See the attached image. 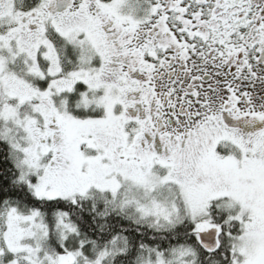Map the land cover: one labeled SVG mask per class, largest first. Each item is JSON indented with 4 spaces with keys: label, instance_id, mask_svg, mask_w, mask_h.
I'll return each instance as SVG.
<instances>
[{
    "label": "snow or ice",
    "instance_id": "6c2138e0",
    "mask_svg": "<svg viewBox=\"0 0 264 264\" xmlns=\"http://www.w3.org/2000/svg\"><path fill=\"white\" fill-rule=\"evenodd\" d=\"M0 264H264V0H0Z\"/></svg>",
    "mask_w": 264,
    "mask_h": 264
}]
</instances>
